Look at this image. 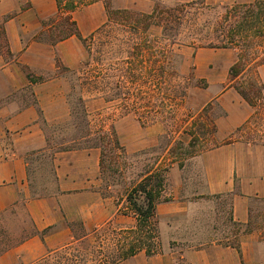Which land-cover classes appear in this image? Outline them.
Instances as JSON below:
<instances>
[{
	"label": "crops",
	"instance_id": "0c3cea01",
	"mask_svg": "<svg viewBox=\"0 0 264 264\" xmlns=\"http://www.w3.org/2000/svg\"><path fill=\"white\" fill-rule=\"evenodd\" d=\"M57 14L56 0H0V216L23 210L34 229L0 255V264H34L106 225L132 229L137 224L128 204L122 211L115 190L106 188L99 148L55 150L46 134V125L70 119L64 69L78 70L86 52L77 37L56 45L38 39L42 23ZM73 20L87 38L108 22V15L99 2L78 9ZM235 50H198V71L213 66L208 81L226 82L238 61ZM258 74L264 85V64ZM214 99L224 115L216 120L220 144L201 156L203 185L190 190L180 174H172L169 190L163 192L170 198L156 205L166 234L162 250L152 256L142 251L118 264H264V142H232L255 109L233 88ZM33 153L54 158L55 189L45 197L32 198L28 157Z\"/></svg>",
	"mask_w": 264,
	"mask_h": 264
},
{
	"label": "rangeland",
	"instance_id": "374dc122",
	"mask_svg": "<svg viewBox=\"0 0 264 264\" xmlns=\"http://www.w3.org/2000/svg\"><path fill=\"white\" fill-rule=\"evenodd\" d=\"M138 2H140L139 6H137ZM189 3L197 5L189 8L191 13L188 19L192 21L185 24L182 29V35L179 37L182 45L174 47L175 57H172L170 64L165 57L167 52L165 42L161 41L162 27L157 25L149 27L146 35L153 40L159 39V43L153 45V50L145 52L143 60L130 59L134 50L127 38L132 34L125 21H112L107 27L105 24L100 28L105 30L103 38L100 36L101 32L90 45L92 56L85 52L79 68L81 73L77 75L82 80L90 75L101 78L102 95L94 93L95 95L86 98V102L89 103L86 107L92 130L90 142L70 141L80 133V130H84L85 123L82 121V116L78 115L77 118L76 115H72L73 109L80 113L77 106L81 93L79 88L72 90V86L77 84V77L69 72L65 73V78L68 83L70 119L58 125H46V134L50 142H53L55 150L101 146L100 152L102 153L103 150L104 153L102 178L106 188L111 187V191L115 190V197L118 199V204H122V211L128 204L127 194L149 172H159L166 176L164 189L167 191L172 174H180L190 190L199 191L204 177L201 156L220 144L216 140V120L224 115V111L214 97L225 88H233L238 93L236 86L249 90L252 83L259 81L262 84L258 67L263 65L261 64L264 61L263 47L256 54L251 49H243L248 68L244 75L235 81H232L229 74L226 82L222 84L209 82L213 66L209 70L200 67L198 71L196 52L209 48H199L198 41H195L199 44L197 47L186 43L192 42L191 34L199 33L196 38L206 41L208 37L214 38L209 32L224 15L223 6L207 5L205 0H112L111 8L134 12L135 17L140 21L138 27L144 31L147 20L141 16L150 14L156 5L173 8ZM208 7H214L215 10H209ZM151 8L152 10L149 11ZM2 34L3 30L0 28V36ZM108 41H112V44H108ZM237 50L235 51L238 54ZM94 58H98L99 64L92 62L91 59ZM202 59L208 60L207 57ZM256 59L258 64L253 65ZM89 61L91 65L88 67L86 63ZM130 61H143L142 71L148 72L146 79L139 86L129 83V76L125 73L131 68L127 64ZM98 98H102L103 101L91 103ZM253 108L255 113L252 119L238 129L233 135L232 142H264V94L256 101V106ZM113 132L118 137L122 151L112 148V142H108L107 139H101L103 136H112ZM28 159L34 185L44 193L45 190L48 193L53 192L55 181L50 154L43 156L33 153ZM168 198L170 197L165 193L162 194V200ZM143 201L144 199L140 198L139 203L142 204ZM220 201L228 205L227 198ZM157 221L160 250H162L161 240L166 239V234L158 219ZM115 229L120 228L109 224L98 235H90L82 244L84 250L76 256L87 261L98 258L95 248L99 244L102 246L100 249L102 256L115 253L118 243L117 236L113 233ZM33 232L34 229L23 210L20 214L15 210L10 211L0 221V250L7 244H15L25 239ZM69 258L75 259L72 256Z\"/></svg>",
	"mask_w": 264,
	"mask_h": 264
},
{
	"label": "trees",
	"instance_id": "16d2710c",
	"mask_svg": "<svg viewBox=\"0 0 264 264\" xmlns=\"http://www.w3.org/2000/svg\"><path fill=\"white\" fill-rule=\"evenodd\" d=\"M58 6V14L55 18L42 23L43 31L40 32L38 39L42 41H48L52 45L64 41L70 37H77L85 47V50L92 56L91 44L96 40L97 35L103 38V31L97 30L90 37L84 38L78 29L76 22L73 20V13L78 9L93 5L95 3H103L106 7V12L108 15V22L106 27L114 22L125 21L130 28V36L128 43L132 44L134 54H131L130 59L140 58L143 60L145 58V52L154 49L153 45L159 43V39L153 40L147 34L149 27L157 25L162 27V38L161 41L165 42V48L167 49L166 59L168 64L171 63L172 57H175L174 47L182 45L179 42V37L182 35V29L185 24L192 21L188 19L190 15L189 8L197 5L196 3L182 4L173 8H164L156 5L153 11L148 15H142L141 17L146 21V27L144 31L138 27L140 21L135 17L134 12L125 10H113L111 8L112 0H56ZM30 4L28 5V8ZM209 10H215L214 7H208ZM225 10L224 15L221 17L220 21L217 22L214 29L210 31V35H214V38L208 37L207 41L202 38H196L197 35L191 34L192 42L186 43L199 48H209V49H238V61L230 68V76L232 81L237 80L242 77L248 67L245 64V57L243 49H251L254 54L263 47L264 42V0H256L251 4H241L236 3L230 6H223ZM2 28V27H0ZM202 33V31H201ZM144 34L143 36H141ZM209 35V36H210ZM102 38L100 40H102ZM194 41V42H193ZM198 41L199 44H196ZM103 40L101 41V44ZM108 44H112V41H108ZM136 54V56H135ZM163 54V56L165 55ZM248 55V54H247ZM92 62H97L99 64L98 58L91 59ZM97 64V65H98ZM127 64L131 67L129 71L125 73L128 74L129 83L134 86H139L140 83L144 82L147 77V73H143V61H130ZM258 64L257 59L254 60L253 65ZM264 64V61L261 63ZM91 61L86 63V66H90ZM250 68V67H249ZM64 69V68H63ZM65 71L76 76L77 84L72 86V90L79 88L81 96L78 100V111L73 109L72 115L82 116L83 122L85 123L84 130H80V133L71 139V142H90V137L92 135L91 124L89 121V114L86 107V98L93 95H102V90L100 88V77L99 76H85L82 80L80 76L81 69L78 71ZM154 77V75L152 74ZM257 81V80H256ZM139 87H136L138 89ZM241 97L250 105L256 106V101L259 100L264 94V86L259 82L252 83L249 90H245L239 86L235 88ZM95 93V94H94ZM156 117V116H153ZM102 140L107 139L108 142H112V148L122 151V147L118 140L115 132L112 136H103ZM49 141V140H48ZM75 148V147H74ZM80 148V147H76ZM82 148V147H81ZM83 148H100L101 146H85ZM36 154V153H35ZM103 150L101 153V168H103ZM40 155V154H37ZM52 163V172L54 174V181L56 182V176L54 172L53 156H50ZM29 160V159H28ZM29 182L31 188L32 198H40L49 195L50 193H45L40 190L34 182L31 180V168L29 167ZM166 182V176L159 172H149L141 182L134 186L130 192L127 194V203L131 210L135 213L137 217V224L132 229H119L113 230V233L118 239L117 248L115 253L110 255L101 254V245L95 248L98 253V258L87 261L79 259L77 255L81 254L84 248L82 244L87 240L83 238L77 240L73 244L58 250L56 252L50 253L48 256L34 264H118L125 261L131 257H134L138 253L145 251L147 255L152 256L160 251L159 236H158V221L156 215V205L163 201L161 199L164 192ZM140 198L144 201L142 204L139 203ZM165 200V199H164ZM3 216H0V221ZM107 226V225H106ZM105 227V226H104ZM95 231L94 235H98L102 229ZM47 233L45 230L42 235ZM29 237V236H28ZM15 244H7L3 249L0 250V255L10 249ZM70 256L75 257V259L69 258ZM79 259V260H78Z\"/></svg>",
	"mask_w": 264,
	"mask_h": 264
}]
</instances>
